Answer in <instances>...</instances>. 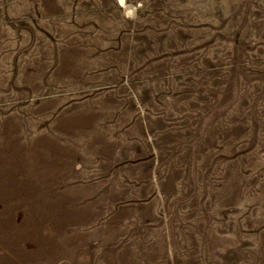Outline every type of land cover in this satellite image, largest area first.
I'll return each instance as SVG.
<instances>
[{"label":"rangeland","instance_id":"obj_1","mask_svg":"<svg viewBox=\"0 0 264 264\" xmlns=\"http://www.w3.org/2000/svg\"><path fill=\"white\" fill-rule=\"evenodd\" d=\"M0 264H264V0H0Z\"/></svg>","mask_w":264,"mask_h":264}]
</instances>
